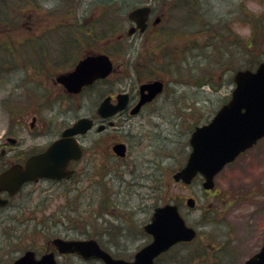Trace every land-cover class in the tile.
<instances>
[{
    "label": "rangeland",
    "instance_id": "obj_1",
    "mask_svg": "<svg viewBox=\"0 0 264 264\" xmlns=\"http://www.w3.org/2000/svg\"><path fill=\"white\" fill-rule=\"evenodd\" d=\"M188 1L191 5L180 9L181 6L177 7L180 5L177 0H171V2L169 0H136L134 6H125L119 15V6L118 11L113 10L114 4L113 8L110 7L109 3H113L112 0L104 4L102 2L98 4V0H25L21 3L20 14L23 15L19 20L21 25H12L7 28L0 25L1 38L8 37L12 44L18 47L22 46L23 49L20 53L26 57L29 54L42 56L40 52L34 54L32 51L34 46L40 48V44L45 43L48 44L45 46L49 47L51 56H63V59L74 56L73 53L76 50L70 49L71 54L68 53L69 47H72L74 43L76 46H84L85 50L93 53L106 49L108 42L105 41H112L111 47L116 43L114 46L119 50V53L113 52V54L116 55L114 59L116 63L120 64V67L115 68L105 87L97 86L91 91V99L96 101L105 88L111 90L133 89L135 85H132L129 76L132 77L134 69L138 73L134 78L140 81L150 75L160 76L166 84L165 92L156 103L161 106L159 108L160 115L153 119L149 126L154 133L153 138L157 145L155 150L158 154L159 169L156 174L159 175L161 182L159 203L163 204L175 199L174 202L179 204L180 213L186 223L199 231L204 243L220 238L224 229L219 222L223 219L232 228L235 226V230L239 227L242 231L246 229L252 232L253 240L257 241L253 249L256 250L260 243L258 241L262 235L264 224V203H257V196L251 198L248 205L243 203L239 209L238 207L232 210L228 208L227 212L222 214L220 212L222 207L218 206L215 200L213 201L212 193L208 195L202 192L199 179H195L190 186L183 187L172 182L171 174L185 160L188 152L187 136L191 125L198 120L205 121L210 118L222 102L229 97L233 86L232 74L234 70L244 68L249 63L251 54L258 56L262 54L264 58V0ZM121 4L125 5L123 0ZM143 4H149L153 8L151 20L161 13L163 18L158 26L152 27L145 33V37L144 35L140 37L138 33L127 36L126 30L130 21L126 18V13L129 9ZM169 7H172L171 12H168ZM102 11L103 14L100 13ZM79 24H83V26L79 27ZM86 27L90 28V33L86 32ZM111 29L117 30V33L109 38ZM197 30H205V33H199L193 37ZM168 31H171L170 35ZM160 32H164L166 37L169 36L165 43L161 42L160 35L162 34ZM119 36L122 38L119 39ZM252 37L257 41L247 48L244 40ZM242 38L244 40H241ZM206 41H209L210 44L214 43L215 49L208 46L205 49L186 51L184 61L176 60L178 65H175L173 61H175L174 58L177 57L181 45L184 43L193 45L192 42L201 45ZM115 47H112L111 50ZM156 48H165V51L171 54L173 61L171 63L164 61L165 65L160 61L159 63L150 61L148 54H154L152 51ZM16 56H20V54L16 53ZM19 58L16 57V61L11 60L14 65L7 67V71L12 69L11 71L0 73V134L10 118L6 107L14 100L20 101L23 95L22 90L26 88L25 72L16 64L17 61H20L17 60ZM2 60L0 59V67L3 65ZM144 63L149 66H154L153 64L157 63L154 67L158 68V71L151 72L149 67L144 68L146 67L143 65ZM127 64L130 65V71L127 70L128 76L124 78L122 76ZM176 69L177 71H175ZM203 72L209 76L214 88L204 85L197 89L193 85L195 76H201ZM136 73L134 72V76ZM175 75L182 76L186 83H175L173 81ZM90 104L89 102L88 105ZM79 112H86V108H81ZM70 117L71 115L68 114L65 119H71ZM243 157L235 165L227 167L216 176L220 194H227L228 197L229 194H241L244 187L250 188L249 185H255V190L264 189V138ZM232 186H238L239 191L234 192ZM146 191L144 188L139 193ZM190 195L195 198L196 203L191 209L184 204L182 199L183 196ZM126 196L122 195L123 203L130 206L138 205L139 198L136 195L127 197L129 203L125 202ZM98 202L99 199H96V209L94 206H82L78 212L65 207H57L60 201L53 202V206L44 213L48 216L43 220L44 234L48 239L55 235L82 238L85 237V231L93 234L107 230L111 225L94 219V211L98 210ZM122 207H117V209L119 211L127 210L125 205ZM214 209L219 212L213 211ZM145 216L143 213L136 214L137 218ZM88 220L92 221V225H86ZM111 224H115V228H110L113 230L111 237L108 238L103 234L100 236L99 242L116 255L130 257L135 251L136 245L141 241L132 240L130 236V239L126 238L127 235H123L125 230L123 228L127 226L133 230L135 224L124 222ZM15 228L16 230H12L14 237L9 238L10 241L0 233V254L2 257L7 250H22L29 244L39 249V234L34 231V225H15ZM198 243L199 240H196L193 243L176 246L170 255L161 256L157 260V264H189L193 261L214 264L210 253L200 256V253L202 255L203 252L200 251ZM59 264L102 263L98 260L85 261L77 255H66L59 259Z\"/></svg>",
    "mask_w": 264,
    "mask_h": 264
},
{
    "label": "flooded vegetation",
    "instance_id": "obj_2",
    "mask_svg": "<svg viewBox=\"0 0 264 264\" xmlns=\"http://www.w3.org/2000/svg\"><path fill=\"white\" fill-rule=\"evenodd\" d=\"M156 17L151 20V15L148 16L144 31L133 30L131 35L138 33L140 37L143 35L145 37V33L158 25L159 18ZM105 42H108L106 49L99 52L107 54L112 59L115 70L120 67V64L116 63L114 59L116 57L113 58L111 55V42ZM40 45V48L34 46L32 53L40 52L42 56L29 54L21 63L16 62L19 68H23L25 72L26 88L22 90L23 99L14 100L12 103L15 105L10 102L11 104L6 107L10 118L0 134V176L10 171L5 182L0 184V233L10 241L9 238L14 237L12 230H16L15 225H34V231L39 234L40 247L36 249L35 246L29 244L22 250H7L3 257L0 254V264L12 263L27 250L33 252L35 259H39L45 253L53 252L58 264L61 257L76 255L59 254L52 243L56 237L67 239L74 237L55 235L48 239L43 232L45 229L43 220L48 217L44 213L53 206L55 201H60V204L57 205L59 208L65 207L78 212L82 206H94L95 208L96 199H99L98 210L94 211V219L101 220L102 223L111 226L103 232L93 233L94 235L85 231V237L81 239L94 238L99 243L101 235L111 237L113 230L110 228H115V224L111 223L135 224L133 230L124 226L123 235H127L125 237L129 239L131 237L132 240H140L141 243L136 245L135 249L138 250L153 240V234L145 230V225L151 220L155 208L161 205L159 203L161 182L159 175L156 174L159 169L158 154L155 150L157 145L154 142V133L149 126L152 120L160 115L159 108L161 106L156 103L165 92L162 91L138 105L141 97L139 86L143 82L156 79L163 81V79L158 75H150L141 81L137 80L134 77L138 73L134 69L135 76L134 72L132 77L129 76L132 85H135L133 89L111 90L105 88L98 96V101L92 100L91 91L97 86L105 87L113 72L105 78H97L89 84L82 85L76 92H71L57 81V76L71 71L80 59L93 52L85 50L84 46H76L74 43L71 44L72 47H69L68 52L71 54L70 49L76 50L73 53L74 56L63 59V56H51L49 47L45 46L48 44ZM148 59L160 61L156 57H152L151 54H148ZM143 65L146 66L144 68L149 67L151 72L158 71V68L154 66H149L146 63ZM125 67L122 76L124 78L128 76L127 70L130 65L127 64ZM120 93H125V103L115 107L114 105L118 102L117 96ZM105 98L110 104L105 106L104 111L115 109L109 115L100 113L103 107L101 101ZM89 102L90 105H88ZM19 103L20 106H18ZM83 107L86 108V112L80 113L79 111ZM68 114L71 115V119H65ZM81 118L87 119L88 127L86 129L63 135ZM82 126H85V123ZM62 138L70 139L71 145L68 146V150L71 151L72 157L67 159L66 163L54 161V158L50 157L51 168H48L47 152L51 145ZM261 139L237 155L235 159L226 163L214 176V185L211 189L202 187L203 177L199 174L190 183L185 184L174 178L176 171L174 170L171 174L172 182L185 187L190 186L195 179H199L202 192L208 195L212 193L213 201L215 200L218 206L222 207L220 211L222 214L226 213L228 208L232 210L238 207L239 209L243 203L248 205L254 196H257V203H264V189L255 190V185H249V189L244 187L241 194H229L228 197L227 194L219 193L216 183V176L219 173L243 159V156L257 146ZM44 168H48L45 174L43 173ZM232 187L234 192L239 191L238 186ZM144 188L147 191L140 194L139 191ZM133 194L139 198L138 205L130 206L122 202V195H127L125 202L129 203L127 197ZM190 197L194 198L191 195L182 197L184 204ZM174 201L175 199L168 202L177 204L179 208V204ZM124 205L127 210L119 211L117 209V207L123 208ZM213 211L219 212L215 209ZM137 213H143L146 216L137 218ZM91 222L88 220L86 225H92ZM219 224L224 229L220 238L204 243L197 231L196 236L191 240L173 244L156 258L170 255L176 246L193 243L196 240H199L197 245L203 252L202 255L200 253V256L210 253L214 264H242L260 249L264 224L262 235L258 241L260 243L256 250H253L257 241L253 240L252 232L246 229L242 231L239 227L235 230V226L232 228L223 219ZM99 244L112 255H116L101 243ZM189 264L207 263L193 261Z\"/></svg>",
    "mask_w": 264,
    "mask_h": 264
},
{
    "label": "water",
    "instance_id": "obj_3",
    "mask_svg": "<svg viewBox=\"0 0 264 264\" xmlns=\"http://www.w3.org/2000/svg\"><path fill=\"white\" fill-rule=\"evenodd\" d=\"M149 6L135 7L128 12V17L134 20L136 27L143 30L149 13ZM135 28L131 27L128 33ZM112 70V62L105 54H92L79 60L75 68L59 75L57 80L69 91L76 92L82 85L89 84L97 78L107 76ZM234 87L229 99L223 103L212 118L205 124L197 125L189 137L191 151L185 164L174 174L176 180L185 183L195 176L197 172L204 176L203 187L213 185V176L228 161H231L240 151L251 146L259 137L264 135V61L260 62L255 70L240 69L233 74ZM162 90V82L154 80L142 83L139 86V104L153 98ZM115 107L125 103V93L117 96ZM110 102L107 98L101 101L103 106L100 113L109 115L115 109L104 111ZM87 119L81 118L73 127L66 130L63 135L82 131L88 127ZM85 123V126H82ZM70 139H59L50 146L47 152L48 164L50 157L54 161L66 163L72 157L68 146ZM58 150V152H57ZM47 168V169H48ZM44 168V174L47 173ZM10 171L0 176V184L10 175ZM29 178V176H26ZM192 198L187 204L192 206ZM145 230L153 234V240L138 250L132 260L114 258L99 247L94 239H63L56 237L52 240L59 253H78L83 258H100L104 264H154V257L166 250L173 243L181 240H190L195 230L187 226L174 204H165L157 207L151 221L145 225ZM8 264H57L53 252L43 254L35 259L33 252L25 251L20 257ZM243 264H264V236L259 252L247 259Z\"/></svg>",
    "mask_w": 264,
    "mask_h": 264
},
{
    "label": "trees",
    "instance_id": "obj_4",
    "mask_svg": "<svg viewBox=\"0 0 264 264\" xmlns=\"http://www.w3.org/2000/svg\"><path fill=\"white\" fill-rule=\"evenodd\" d=\"M23 1H25V0H0V25H3L6 28L10 27L12 25H14V26L21 25V24H19V20L21 19L20 17L23 16L22 14H20V12L22 11L21 3ZM110 1L111 0H98V4L101 3V2L103 4L104 3H109ZM112 1H113V3L112 2L109 3L110 7L113 8V4H114L115 7L113 8V10L118 11V6H119V9H120L119 12H118L119 15L124 10L125 6H134V4L136 3V0H127V1L123 0L125 5H122L121 4L122 0H112ZM169 1L171 2V0H169ZM184 2H185V0H182V1H178L177 0V3H181L179 5V7L181 6L180 9H183L184 6H186V5H183ZM187 5L189 6V3ZM169 11L170 12L172 11V7L168 8V12ZM100 13L103 14V11L100 12ZM168 18H169V16H168ZM78 26L82 27L83 24H79ZM116 31L117 30H115V29H111L109 31V38L110 37L112 38V36H114L117 33ZM1 32L2 31H0V59L1 60L3 59L2 60V64L3 65H2V67H0V73L3 72V71H5V72L11 71L12 69L7 71L8 70L7 67H11L10 65H12V66L14 65V63L11 60H15L16 61V57H20L19 59H17V60H20V61H17L19 63H21L26 58V56L24 54L20 53L21 50L23 49V47L22 46L18 47L17 45L12 44V41L8 40L9 39L8 37H5V38L2 37L1 38ZM86 32L90 33V28L89 27H86ZM170 33H171V31H168L169 35H170ZM199 33L204 34L205 30H197V31H195V34H194L193 37H196L195 35L199 34ZM161 34H162V35H160L162 37L161 42L165 43V41L167 40V38H169V36L166 37L164 32H162ZM184 38H186V36H184ZM254 41H257V39L253 38L250 42H245L244 44H246V46H251V44H253ZM192 43H193V45H190L188 43H186V44L184 43L183 45L180 46L179 52L177 53V57H175L176 59L174 58L175 65H178V61H176V60L184 61L185 52L188 51V50H196V49L199 50V48L205 49L208 46L213 48V49H215L214 48V43L210 44L209 41H206V42L202 43L201 45H198L199 43L195 44V42H192ZM191 46H193V47H191ZM196 47H198V48H196ZM156 49L158 50V48H156ZM160 49L158 51L153 50L154 54H151V56L152 57H157L156 59H158L160 61L162 60V61H166L167 63H171L170 62L171 61L170 57H172L171 54L168 51H165V48L164 49L160 48ZM102 50H104V49H102ZM16 53L20 54V56H16ZM24 53H25V51H24ZM257 56L256 55L253 56L251 54L249 63L245 67L253 68L254 66H256V64L260 60L261 54H259L258 57ZM8 58L10 60H7ZM165 58H167L170 61L163 60ZM6 60H7V62H6ZM149 60L152 61V62H155L153 59H149ZM175 71H177V69ZM174 73L176 74V72H174ZM181 75H182V73H181ZM174 79H175V81H177L179 83H185L184 79L180 75L179 76L175 75ZM193 85L197 89L200 88V87H203L204 85L211 86L212 88H214V85L211 83V79L209 78V76L206 75V72H203L201 74V76H195V80H193ZM199 122H200V120L196 121V123L191 125L190 129H192V127L195 124L199 123Z\"/></svg>",
    "mask_w": 264,
    "mask_h": 264
}]
</instances>
